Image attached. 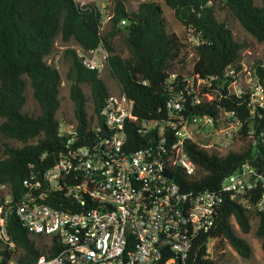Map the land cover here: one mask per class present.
I'll list each match as a JSON object with an SVG mask.
<instances>
[{
    "label": "trees",
    "instance_id": "16d2710c",
    "mask_svg": "<svg viewBox=\"0 0 264 264\" xmlns=\"http://www.w3.org/2000/svg\"><path fill=\"white\" fill-rule=\"evenodd\" d=\"M138 1L137 10L129 12L127 0H113L106 13L110 17L108 29L104 30L105 14L94 2L0 0V119L3 120L0 124V183L9 185L13 199L6 223L8 239L0 236V264L11 261L31 264L41 256L52 257L61 250L56 242L38 241L44 237L29 233L14 212V203L27 190L25 182H43L46 171L66 152V139L59 136L60 119L57 118L62 79L59 71L47 61L58 38L63 43H76L84 53L100 45L108 50V73L120 92L133 102V119L127 130L133 151L146 147L150 136H156L157 130L145 135L138 133L143 121H166V105L174 96L180 94L190 100L189 88H185L186 78L190 80L199 75L210 81L198 92L203 98L201 104H187L186 114L220 119V113H233L241 124L238 133L251 138L252 143L242 151L220 155L188 141L185 150L198 171L194 177L179 171L176 179L185 187L216 192L224 178L245 164L264 176V108L257 107L251 114L248 95L239 98L230 95L227 85L232 77L225 76L230 69L235 73L241 70V51L247 44L234 38L226 20L216 17L219 11H229L248 34L264 42V0H227L221 8L209 6L208 0H164L184 27H196L206 39V43L193 47L188 72H184L186 57L180 56L187 46L175 34L167 32L160 4L155 0ZM120 34H124L126 57L118 54L114 47V39ZM65 54L70 60L67 80L74 122L80 136L89 142L93 139L90 133L93 117L100 115L110 92L101 74L87 69L76 50L68 48ZM262 64L257 60L253 66L264 89ZM171 75H175L173 82ZM28 86L39 106L38 115L25 111ZM206 95L211 97L206 98ZM89 101L92 114L88 113ZM9 141L21 146H12ZM262 192V182H255L252 200L256 201ZM55 196L48 195L46 201L65 210L63 196ZM0 205H4L1 199ZM252 218L257 220L256 235L264 251V210L248 211L225 195L215 228L198 240L194 261L185 264H221L227 246L241 257L249 258L251 246L237 233L233 221L242 234H248ZM209 239L214 240L212 254L206 252L205 244Z\"/></svg>",
    "mask_w": 264,
    "mask_h": 264
},
{
    "label": "built area",
    "instance_id": "2783aa9c",
    "mask_svg": "<svg viewBox=\"0 0 264 264\" xmlns=\"http://www.w3.org/2000/svg\"><path fill=\"white\" fill-rule=\"evenodd\" d=\"M226 1L207 4L221 8ZM185 30L193 47L206 43L201 30L194 26ZM109 55L103 45L80 53L83 65L100 74L107 69ZM241 65L238 73L226 72L232 77L227 90L238 98L248 95L254 114L257 107L264 108V89L254 63L248 66L241 61ZM174 79L171 75L170 81ZM187 79L190 100L174 96L166 105V121H143L139 134L157 132L137 151L127 140L133 102L120 90L110 93L100 115H94L91 141L80 136L74 120H60L59 136L66 139V152L46 171L43 182L26 181L25 194L14 203V212L29 233L61 247L54 256H41L31 264H185L194 261L198 240L215 228L225 195L248 211L264 210V192L252 200L255 182L264 185V176L247 164L224 178L216 192L193 190L176 179L179 171L188 177L197 175L198 167L185 150L188 141L222 152L241 126L233 113H220V119L186 114V105L201 104L198 92L210 84L199 75ZM213 133L218 136L211 142ZM56 194L63 196L65 210L46 201ZM0 199L6 205H0V236L7 240L13 202L8 184L0 183ZM213 241L205 244L208 254Z\"/></svg>",
    "mask_w": 264,
    "mask_h": 264
},
{
    "label": "rangeland",
    "instance_id": "374dc122",
    "mask_svg": "<svg viewBox=\"0 0 264 264\" xmlns=\"http://www.w3.org/2000/svg\"><path fill=\"white\" fill-rule=\"evenodd\" d=\"M80 4H86L89 2L96 3L99 8L101 9L102 13L105 14L104 22H103V29L107 30L109 25V18L106 13L109 11L108 7L113 2V0H76ZM158 2L163 11V19L166 24L167 32L169 34H175L177 37L180 38L181 42L186 45V50L184 49L181 51V57L185 56V63L186 69L184 72H188L191 68L192 63V52H193V43L189 40V35L185 30V27L176 19L174 11L169 8L164 0H155ZM256 4L259 5V1H256ZM139 1L138 0H127V10L129 12H135L138 8ZM216 17L220 21L226 20L228 26L231 28L233 32V36L236 40L240 42H245L247 47L241 51V61H243L246 65L250 66L255 61L260 60L264 63V42H259L255 38H253L250 34H248L238 23V21L231 15V13L227 10H222L217 12ZM124 34L118 35L114 39V47L116 52L123 57L128 55L126 46L124 43ZM68 48H72L77 51L80 55L81 50L74 42L70 43H63L60 38H58L53 46L52 53L48 56L47 61L50 65L55 67L62 79V84L60 87V98H61V108L57 114L58 119H68L74 120L73 114V102L69 96V88L70 82L67 80V73L70 68V60L65 54V51ZM180 66V65H179ZM100 78L105 82L108 90L110 93H117L119 91L118 84L110 77L108 70L106 69L104 72L101 73ZM85 92L88 94V89L85 88ZM27 95V104L25 106V111L28 112L30 115H38L40 113V109L38 104L36 103L33 97V91L30 86L27 87L26 91ZM211 97V96H210ZM88 113L92 114L93 109L91 102H88ZM3 120L0 119V124ZM211 130L210 132H212ZM204 137V135H202ZM217 134L213 133L210 136L209 140L211 142L215 141L217 138ZM229 145L221 151L214 150L220 155H225L230 151L239 152L246 149L250 143H252L251 138H245L242 135H239L236 131L233 132L232 138L229 140ZM9 144L15 147L21 146L20 143L16 141H9ZM235 229L237 233L246 239V241L251 246V256L249 258H243L239 254H237L231 247L227 246L225 249V256L221 264H264V251L261 247V239L256 235V228H257V220L252 218L251 219V231L248 234H242L239 230V227L236 225L235 221H233ZM43 244H48L49 239L43 238L41 240ZM214 246V241L211 242L210 246ZM213 251V248H212ZM212 254V253H211Z\"/></svg>",
    "mask_w": 264,
    "mask_h": 264
}]
</instances>
